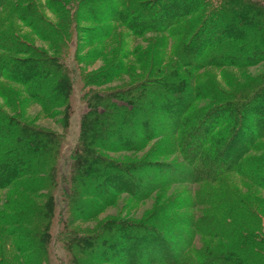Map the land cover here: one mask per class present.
<instances>
[{"label":"rangeland","instance_id":"obj_1","mask_svg":"<svg viewBox=\"0 0 264 264\" xmlns=\"http://www.w3.org/2000/svg\"><path fill=\"white\" fill-rule=\"evenodd\" d=\"M209 1L216 4L222 0ZM251 1L264 5V0ZM151 5L155 6L150 11L154 13L161 6V1L9 0L0 8V37H8L10 41L5 42L13 44L16 39L23 45L21 48H9L3 44L0 54L8 62L4 67L8 69L12 65L9 62L28 61L32 57L31 52L45 56L47 61L51 59L58 72L48 78L40 73L43 78L40 87L47 91L46 100L52 98L50 93H54V87L57 90L56 84L61 78L62 88L59 89L65 97L63 101H58L56 107L46 111L29 96L28 86L17 82V78H20L17 72L12 79L0 76L1 117L15 119L20 125L54 134L61 147L58 184L55 188H50L48 193L45 192V185L48 184L43 186V191L40 183L33 186L36 183L33 179L43 178L42 175L31 178L22 176L7 187L0 186V264H26L29 260H33L31 264H96L82 249L99 246L103 239L88 246L80 240L94 238L97 232L104 234V238H117L119 231L116 224L110 229L105 226V223L113 224L117 221L158 226L163 235L160 237L166 239L164 245L173 251L180 245L183 246L186 264H197L195 253L205 248L231 254L238 264L264 263V183L259 178L264 175L263 127L256 130L258 136L254 141L255 145L244 156L241 170L225 172L213 182L207 180L191 183V178L163 176L159 167L171 164L183 169L188 167L184 160L187 157L182 151L183 143L198 139L192 132L204 121L205 114L223 110L228 100L241 102L251 98V88L256 83H264V61L245 67L209 66L197 71H192V67L187 65L183 68L179 51L182 43L191 37L189 30L192 29L190 23L194 20L193 15L183 17L180 23L167 31L161 26L158 27L159 32H155L159 23L149 21L146 15V10ZM178 12H183V9ZM131 15L132 18H129ZM117 16L120 18L116 19ZM142 29L147 31L143 33ZM184 32H187V37L182 39ZM197 45L195 41V50ZM187 59L186 62H189V58ZM174 65L175 68L179 67L178 73L185 83H189L190 89L198 92L185 94V103H190L185 114L188 122L186 127L180 126L170 138L172 127L163 126L164 134L159 136L156 131L155 136L158 137L146 140L144 148L140 150L117 149L116 144H120L121 140L105 138L106 131L110 128L103 127L95 137L90 135L88 144L101 143L105 148H92L91 154L86 155L84 161H89V165L95 168L93 162L96 161L93 157L98 153L105 161L124 165L148 163L151 169L143 171L142 185L149 182L155 191L139 201L121 193L113 197L110 205L107 202L105 204L96 195L109 191L115 193V189L111 187L106 190L104 185L100 186L99 175L105 173L107 165L99 163L98 171H87L81 184L74 182V188L80 195L79 204L74 208L63 209V189L68 187L63 181L75 178L77 170L83 165L80 158L83 154L80 155L77 146L81 139L89 136L82 131L86 124H82V121L83 116L93 108L92 104L100 105V101L95 98L109 95L116 98L121 95L122 97H118L121 101L129 106L137 105L136 112L128 113L129 117L122 127L130 132L128 139L132 143L137 140L135 135L138 130L146 134L150 130L149 125L164 117L159 109L155 111L145 104L146 100L155 95L149 97L145 93L146 97L137 104L133 99L146 84L157 90L163 79L160 75L162 70L170 71L174 69ZM28 68L34 76L41 72L36 66L30 65ZM157 70L160 72L157 73ZM19 71L24 70L21 68ZM128 92L130 98L123 97ZM161 94H164L162 90L156 93ZM259 115L264 116V110ZM231 116L227 111H220L216 122L212 119L207 121L211 124L215 122L217 127L213 128L210 139L198 156V159L206 162V167L210 164L213 169L219 167L213 156L216 154L214 146L216 144L218 147L222 142L220 136H225L223 133L226 131L223 122ZM138 119L141 123L135 124L140 125L133 133L134 122ZM169 120L171 123L172 120L167 118L163 123H168ZM116 127L112 130L118 131ZM187 133L191 135L188 136ZM18 143L23 151L21 141ZM1 144L9 148L7 140L4 139ZM20 154L18 159H24ZM12 159L16 160L15 157ZM22 165H19V169L24 167ZM9 169H13L11 165ZM5 176L0 171V177L4 179ZM34 188L37 190L34 191ZM130 189L132 191L135 188ZM49 194L52 205L48 202L50 215L47 219L44 218V212L37 214L33 210L46 206ZM59 212L63 215L61 223H58L61 220ZM209 218L212 219L211 223L206 226H210V229H201L198 225L200 220ZM45 228L46 232L42 231ZM37 232L46 235L34 237L33 234ZM70 236L76 238L77 242L69 241ZM257 237L259 241L255 242ZM244 241L248 244L243 246L245 250H241L239 246ZM40 242L48 249L49 262L45 258L41 259L35 245L41 244ZM231 245L239 248L234 251L229 249ZM248 246L253 249L251 260ZM170 256H173V252ZM120 261L124 262L122 259ZM118 263V260H114L106 264Z\"/></svg>","mask_w":264,"mask_h":264},{"label":"trees","instance_id":"obj_2","mask_svg":"<svg viewBox=\"0 0 264 264\" xmlns=\"http://www.w3.org/2000/svg\"><path fill=\"white\" fill-rule=\"evenodd\" d=\"M8 1L9 0H0V8ZM160 1L161 6L156 9L154 13L150 12L155 7L153 5L148 7L146 10V15L149 21H153L157 24L159 23L155 32H159L158 27L161 26L163 30L165 29L166 31L171 29L180 23L183 17L185 18L190 15H193L194 17L193 22L190 23V26H192V29L189 30L191 37H189L186 42L182 43L179 51V59L182 61L181 65L183 68L187 65L192 67V71H197L202 67L209 66L245 67L264 61L263 4L251 0H222L216 4H213V2H210L209 0ZM179 9H183V12H178ZM132 16L133 15L128 17L132 18ZM117 18L119 19L120 17L117 16L116 19ZM249 26H251V29ZM147 29H142V32L145 33ZM186 37L187 32H184L182 39H185ZM1 38L2 37H0L1 50L3 49V44L9 48H13L14 46L19 48L23 47V45L17 42L16 39H14L13 44L11 42H5L10 41L8 37ZM195 41H197L198 44L196 50L193 48ZM31 53H33L32 57L28 61L20 60L16 62H9L12 65H10L8 69L4 67L7 61H4V58L0 54V76L5 75L6 78L12 79V77H15L14 73L17 72L16 74L20 76V78L16 77L18 79L17 82L27 85L30 90L29 96L34 101L41 104L44 110L47 111L48 109L56 107L59 103L58 101H63L65 98L59 89V87L62 88L60 83L62 78L56 84L58 87L57 90L56 87H54V93H50L52 98L50 100H46L47 91L45 92V89L40 87L43 79L41 78L40 73H43L44 77L48 78L50 75L54 76V74L58 72L56 71V67L53 65V62H51V59L47 61L45 56L41 57L34 54V52ZM187 58H189V62H186L188 60ZM26 65L27 68L25 67ZM30 65L33 67H39L41 72L39 71V74L36 76L32 75L30 73L31 69L28 68ZM21 68H23L24 71L20 72L19 69ZM172 68L174 69H171L170 71L169 69L162 70L160 75L163 79L161 80V86H159L157 90H154L155 88L146 84L142 87V89H140L141 91H139V94L133 99L137 104V102L146 97L144 96L145 93L149 95V97L155 95L151 99L146 100L145 104L152 107L155 111L159 109V112L161 111L164 113V117H162V120H157L155 123L153 122V124L149 125L150 130L148 131L146 128V134H142V132L138 130L137 135H135L137 140L132 143L131 140L128 139L130 132L128 129L122 127H124L123 124L126 118L129 117L128 113L133 111L136 112L137 105L133 104L129 106L128 103L121 101V99L118 98L122 97L121 95L116 98L114 95L105 97L99 96L98 98H95L97 101H100V105L95 106L92 104V107L96 109H90V111L83 116L84 118L82 121V124L86 123L85 129L82 131L87 132L89 136L86 138L88 139H81L79 145L77 146V150L80 155L83 154L82 157H80L83 165L81 164L82 166H80L79 170H77V176L74 174L76 176L75 178H70L69 181H63L68 186L63 189V209H69V207L74 208L77 204H79L81 201L80 195L78 190L74 188V182L76 181V183L81 184L83 176H86L87 171H98L97 169L99 168L97 166L99 163H106L107 165L105 173L99 175L98 182H100V186L104 185L106 190L111 187L115 189V193H110L109 191L107 193L102 192L101 194L96 195V197L104 201L105 204L107 202V205H110L113 201V197L115 198V195L121 193H126L131 199L139 201L146 199L155 191L152 190L153 186L150 187L151 183L149 182L142 185V181L144 179L143 171L148 168L151 169L148 163L144 162L139 165H124L118 162L115 163L113 161H105L98 153L93 157L96 161L93 162L94 164L92 163L95 165V168H93L94 166L89 165V161H86V163H84V161L86 160L85 156H89L91 154L92 148H105V145L103 146L101 143H97V145L88 144L90 135H92V137L94 135L95 137L97 131L103 127L110 128V130L106 131L105 138H114L118 141L121 140L120 144H116L118 145L117 149L127 150H140L144 148L146 140L158 137L155 136L156 131L159 132V136L164 134L165 131L164 128H162L163 126L167 125L169 128L172 127V134L170 135V138L177 133L180 126L186 127V123L188 122L187 119H185V114L189 110L190 103L186 104L184 97L186 96V93L192 95V93H195L196 91H192L193 89H190L189 83L184 82V78L178 73V66L175 68L174 65ZM156 72L158 73L160 71L157 70ZM154 84L159 85V83L155 82ZM159 90H162L164 94L156 95ZM250 94L251 98L241 102L228 100L224 104V109L220 110L229 112L232 115V120L231 118H226L223 122V126H225L226 131L223 133L225 136H220V138H222V142L218 145L220 149L216 146V144L214 146V152L216 154L213 156L215 158L214 160L219 164L218 169H213L211 164L206 167V162L198 159L202 147L210 139L209 136L211 135L213 128L217 127L214 123L216 122L215 120L219 118L220 111H212V113L205 114L204 121L198 125V128L194 132H192L195 135L194 137L198 139L194 142H189L187 140L183 143L182 151L183 155H186L187 157L184 160L188 167L183 169L172 164L169 166H159L163 171V176H181L183 177L182 179L191 178V181H189L191 183L197 181L204 182L207 180L208 182H213L225 172L233 170L240 171V167L244 161V156L248 151L252 150L255 145L254 141L258 136L256 130L259 127L264 128V116L259 115L264 110V83H256L255 86L251 88ZM123 97L130 98V93L128 92L124 94ZM115 99L118 100L114 101ZM162 102L163 104H161ZM165 118L171 119L172 122L170 123L169 120V124L167 122L163 123L165 122ZM208 119H212L215 122L212 124L208 123ZM18 122L19 121H15V119L12 120L7 117L2 118L0 115V153H2L0 154V171L6 175L4 179L0 177V186L7 187L22 176L31 178L33 176L42 175L43 178L33 179L36 182L33 183V186L40 183V187L43 188L45 184H48L45 185V189L47 190L44 188L42 189V191L45 190V192L48 193L50 188H55L57 186L59 180L58 164L61 159V147L59 146V142L57 140L58 137L40 129L20 125ZM135 122L133 126V133H135V130L140 125L135 124H138L139 122L141 123V120L138 119ZM115 127L118 131L112 130V128ZM262 134L264 136V131ZM190 135L191 134H188V136ZM3 138L7 140L9 148H7L6 145L2 146L1 143L4 140ZM18 141H21V144L24 147L23 151L20 150ZM19 153H21L20 155H22L24 159H18ZM14 157L16 160L12 159ZM226 163L227 165L224 166L223 164ZM21 164H23L22 166L24 167L19 169V165ZM9 165H11L15 170L13 171V169H9ZM204 168L207 172L206 170L204 171ZM211 168L214 170L213 172L211 171ZM201 169L202 171L200 172ZM259 178L264 183V175H260ZM132 187L138 191L135 189L131 191L130 188ZM158 187L160 188V186ZM33 190L35 191L37 189L34 188ZM50 195L51 194L48 196L46 206L42 205L41 207L33 210L35 213L44 212V218L47 219L50 215L49 206L52 205ZM48 202H50L49 206ZM61 216L63 215L59 212V219L62 218ZM210 220L212 219H204V221L200 220L198 225H200L201 229L203 227L210 229V226H206L211 223ZM59 222L61 223L62 219L58 220V223ZM217 223L220 224V221L217 220ZM115 224L117 226L116 229L119 231L118 236H116L117 238H104V234L97 232L98 237L95 235L94 238L80 240L81 243L85 242L88 246L95 245L96 242H101V239H103V243L99 244V246H92L91 249H86L84 247L85 250L82 249L86 256H89L94 263L106 264L113 262L114 260H118V264H186L187 259L185 257V249L183 250V246L180 245L177 250L175 248L173 251V249L164 245V240L166 239H163L164 237H160L162 233L158 226L150 227V225H144V223L127 224L125 222L117 221L113 224L105 223L106 229L114 227ZM46 230L47 228L42 231L46 232ZM33 235L34 237L40 238L46 234L37 232V234L34 233ZM69 241L77 242V239L70 236ZM258 241L259 238H255V242ZM40 243L41 244L36 243L35 245L40 252L41 259L45 258L46 261L49 262L48 249L42 242ZM246 244H248V242L246 243L245 241L241 245L239 244L241 250H245L243 246ZM239 247L231 245V248H228L235 251ZM248 247L249 249L247 251L251 260L253 259V252L251 251L253 249H251L250 246ZM172 252L173 256H170V253ZM217 253V249H201L195 253L197 260L196 263H237L233 255L230 256L231 254L223 253V251L218 254ZM228 256L229 258H227ZM120 259L124 262H121ZM32 262L33 260H29L30 264ZM29 263L27 262L26 264ZM257 264L262 263L259 261Z\"/></svg>","mask_w":264,"mask_h":264}]
</instances>
